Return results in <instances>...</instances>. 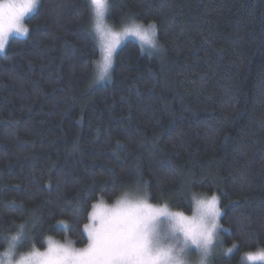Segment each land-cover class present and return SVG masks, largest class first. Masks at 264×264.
Segmentation results:
<instances>
[{"label": "trees", "instance_id": "1", "mask_svg": "<svg viewBox=\"0 0 264 264\" xmlns=\"http://www.w3.org/2000/svg\"><path fill=\"white\" fill-rule=\"evenodd\" d=\"M108 16L155 21L163 53L129 41L94 83L87 0H40L0 53V247L84 246L92 206L127 192L173 209L216 193L239 264L264 245V0H111Z\"/></svg>", "mask_w": 264, "mask_h": 264}, {"label": "clouds", "instance_id": "2", "mask_svg": "<svg viewBox=\"0 0 264 264\" xmlns=\"http://www.w3.org/2000/svg\"><path fill=\"white\" fill-rule=\"evenodd\" d=\"M87 2L97 55L84 67L94 83L111 81L115 54L129 41L136 44L142 56L163 53L155 21L133 16L117 26L108 20L111 0H103L102 5L94 0ZM39 3L35 0L34 4L16 5L20 17L12 24L5 22L0 26V53L6 52L11 38H27L26 17ZM219 204L218 194L196 192L190 193L186 209L156 207L146 195L132 193H125L112 203L101 199L91 210L94 223L89 224L91 236L85 246L75 247L70 239L61 242L49 235L45 249L20 252L22 235L16 233L0 247V264H211L224 231ZM233 248L234 245L228 246L223 251L230 255ZM239 264H264V245L243 250Z\"/></svg>", "mask_w": 264, "mask_h": 264}, {"label": "snow or ice", "instance_id": "3", "mask_svg": "<svg viewBox=\"0 0 264 264\" xmlns=\"http://www.w3.org/2000/svg\"><path fill=\"white\" fill-rule=\"evenodd\" d=\"M26 2L29 4H34L35 0H0V26H2L5 22L12 24L14 23L21 15L20 9L16 8V5ZM97 5H102L103 0H94ZM50 187V186H49ZM96 205L92 206L93 210L96 209ZM94 223L93 221V213L89 214V223L84 225V231L88 233L87 239H90L91 234L89 233V224ZM229 234H231L230 230H226ZM240 235H244L240 233ZM235 246V245H234ZM231 251V249H229Z\"/></svg>", "mask_w": 264, "mask_h": 264}, {"label": "rangeland", "instance_id": "4", "mask_svg": "<svg viewBox=\"0 0 264 264\" xmlns=\"http://www.w3.org/2000/svg\"><path fill=\"white\" fill-rule=\"evenodd\" d=\"M36 10V9H35ZM34 12V11H33ZM32 12V13H33ZM31 13V14H32ZM30 14V15H31ZM30 15H28L27 17H26V20H27V18L30 16ZM26 20H25V23H26ZM108 20L110 21V19H109V16H108ZM27 24V23H26ZM127 193H132V194H140V195H145V194H143V193H138V192H136V193H133V192H127ZM150 200V199H149ZM151 202V201H150ZM106 203H109V202H106ZM151 203H153V202H151ZM153 205L154 206H156V207H163V206H169L171 209H173L169 204H167V203H164V204H156V203H153ZM219 206H220V204H219ZM92 210V209H91ZM91 213V212H90ZM87 223H89V221L87 222ZM220 223H221V219H220ZM222 226V225H221ZM220 237H221V243L218 245V247H217V249H216V253L213 255V257L211 258V264H225V260L226 259H228V257L230 256V255H227V254H225L224 253V251H223V249L224 248H226L225 246H224V242H223V239H222V236H221V234H220ZM54 238V237H53ZM56 239V238H55ZM59 240V239H58ZM59 241H61V242H64V240H59ZM73 246H75V247H83V246H76L74 243H73ZM85 246V245H84ZM46 248V247H45ZM44 248V249H45ZM35 249H37V248H35ZM31 250H33V249H31ZM40 250H43V249H40ZM30 251V250H29ZM194 255V254H193Z\"/></svg>", "mask_w": 264, "mask_h": 264}]
</instances>
